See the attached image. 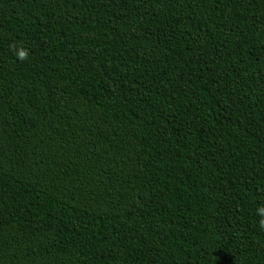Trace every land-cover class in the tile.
Wrapping results in <instances>:
<instances>
[{
  "label": "trees",
  "instance_id": "obj_1",
  "mask_svg": "<svg viewBox=\"0 0 264 264\" xmlns=\"http://www.w3.org/2000/svg\"><path fill=\"white\" fill-rule=\"evenodd\" d=\"M261 220L264 0H0V264H264Z\"/></svg>",
  "mask_w": 264,
  "mask_h": 264
},
{
  "label": "clouds",
  "instance_id": "obj_2",
  "mask_svg": "<svg viewBox=\"0 0 264 264\" xmlns=\"http://www.w3.org/2000/svg\"><path fill=\"white\" fill-rule=\"evenodd\" d=\"M23 58H25L23 55H21V59H23ZM260 226L262 227V228H264V220H261L260 221Z\"/></svg>",
  "mask_w": 264,
  "mask_h": 264
}]
</instances>
